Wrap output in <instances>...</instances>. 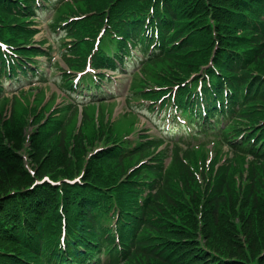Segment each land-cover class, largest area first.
Masks as SVG:
<instances>
[{
	"label": "trees",
	"instance_id": "1",
	"mask_svg": "<svg viewBox=\"0 0 264 264\" xmlns=\"http://www.w3.org/2000/svg\"><path fill=\"white\" fill-rule=\"evenodd\" d=\"M83 1V6L80 7L81 10L86 9L88 2H90V10H95L96 14L84 19L80 22L78 26L77 35L82 37L84 34L94 36L98 27L108 18L112 28L115 31L121 32V27L124 25V20L128 18L135 10H144L149 8L151 5H162L168 0H80ZM178 2L181 11L177 14V22L179 18L190 19L191 21H200L209 14L212 16L215 27L219 34H225L226 28L229 23L237 16L242 14L244 17L247 15L256 16L261 19L262 14H264V0H174ZM5 0H0V20L3 23L8 24L9 15L5 7ZM263 9V13H259ZM210 20V18H209ZM86 21H88L86 23ZM176 21V20H175ZM168 32H165V36H168ZM210 32H205L201 34L197 42L189 46V56L187 60L189 64L194 62L195 64L199 62L203 55H195V52L203 50L206 52L208 44L210 41ZM92 38L82 39L76 44L75 50L81 53L85 57L86 52L90 50ZM117 40L112 37L110 31H107L105 36L102 38L100 44V50L107 58H109L112 47L116 46ZM163 48L161 51L153 54L150 59L148 70L152 73L174 71L178 68H182L188 63L184 62L181 55L175 51V49L170 46V44L163 42ZM264 45V44H263ZM100 52V57H101ZM200 56V57H199ZM201 58V59H199ZM264 63V60H263ZM264 70V69H263ZM257 91L261 92L263 89L264 93V83L261 82L257 87ZM31 153V158H33ZM65 158L70 160L71 157L67 156L65 153ZM47 158H42L40 160V167L46 165L44 163ZM6 165H5V164ZM49 166L53 167L54 164L50 163ZM70 167V161L69 166ZM72 171L74 167L71 168ZM56 170V169H55ZM53 170V171H55ZM75 171V170H74ZM52 173V171H47ZM0 199L8 191L13 189H18L20 187L19 179L17 177L11 178L13 172V166L9 164L7 158H0ZM8 174V175H6ZM15 175V174H14ZM17 176V175H16ZM20 178V177H19ZM109 183L112 182V178L107 177ZM233 180L228 183L221 184V193L224 195L222 197H215L211 192L197 194L193 198L192 204L189 203L185 207V217L183 218V223L190 226V232L193 235H197L199 229V222L203 223V234L205 236H210L215 240H220L223 242V246H218L217 257H214L213 261H209L207 264H221V260H229V264H264V243L259 230L263 229L264 218L258 214V208L261 206L259 199L254 197L252 200L245 202L239 198V194L236 193V189H231V186L235 187V182L232 184ZM225 186L228 189H222ZM166 193H161L158 197L161 202V195ZM167 195V194H166ZM168 199V196H166ZM204 196V197H201ZM245 196V195H244ZM215 197V198H214ZM154 202L157 206L160 203ZM171 199V198H169ZM168 199V200H169ZM264 201V196H263ZM253 202L254 206H250L249 203ZM191 204V205H190ZM164 210V208H162ZM166 210V209H165ZM260 210V209H259ZM202 214V216H200ZM80 222V221H79ZM84 226V224H81ZM260 239V240H259ZM260 241V242H259ZM196 246V244H194ZM226 246V247H225ZM257 246V248H256ZM200 253L202 252L201 249ZM134 256L146 258L143 261L134 260L135 258L131 254H126L124 257V263L118 258L110 260L108 264H153L152 259L154 254L147 253L146 250L138 248L134 252ZM27 260H21V264H37V261H32L33 258L29 255L26 256ZM41 258V257H40ZM44 261V257L40 259ZM40 263V262H39ZM44 264V263H40Z\"/></svg>",
	"mask_w": 264,
	"mask_h": 264
},
{
	"label": "rangeland",
	"instance_id": "2",
	"mask_svg": "<svg viewBox=\"0 0 264 264\" xmlns=\"http://www.w3.org/2000/svg\"><path fill=\"white\" fill-rule=\"evenodd\" d=\"M48 33V32H47ZM42 36H39V38H41ZM55 53V52H54ZM123 100H124V97L123 96H120L119 98H118V101H119V106H117V108H116V110H117V112H119L121 109H122V106H123V104H124V102H123ZM151 115V114H150ZM143 118L145 119V121H147V124L145 125V127L146 128H148L149 126H151L152 125V123H151V121H150V117H146L145 115H143ZM154 127L152 128V129H150L149 131H152V130H154V129H156L157 127H156V125H153ZM6 175H8V174H6ZM0 177H1V174H0ZM23 182H21V184H22ZM263 229H261V230H259V234H260V236H261V238H262V240H263V242L262 243H264V221H263ZM207 240H208V242H209V245L212 247V248H214V249H216L217 250V248H218V246H223V242L222 241H220V240H215L214 238H210V236H208V238H207ZM260 240V239H259ZM260 242V241H259ZM226 247V246H225ZM256 248H257V246H256ZM263 250H264V248H263Z\"/></svg>",
	"mask_w": 264,
	"mask_h": 264
}]
</instances>
